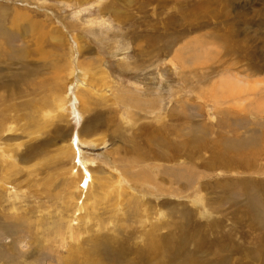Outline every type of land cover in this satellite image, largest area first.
<instances>
[{"label": "rangeland", "instance_id": "rangeland-1", "mask_svg": "<svg viewBox=\"0 0 264 264\" xmlns=\"http://www.w3.org/2000/svg\"><path fill=\"white\" fill-rule=\"evenodd\" d=\"M0 147V264H264V0H0Z\"/></svg>", "mask_w": 264, "mask_h": 264}, {"label": "bare ground", "instance_id": "bare-ground-1", "mask_svg": "<svg viewBox=\"0 0 264 264\" xmlns=\"http://www.w3.org/2000/svg\"><path fill=\"white\" fill-rule=\"evenodd\" d=\"M72 74H73V71H72V69L70 70V76L72 77ZM55 98L56 99H58V105L56 106V111L57 112H62V110L64 109V106H65V103H64V99L63 98H60V96H55ZM57 102V101H56ZM37 106L36 107H34L33 109V111H34V114H35V111L37 110ZM42 110H44V109H42ZM37 112H38V114H39V110H37ZM37 114V113H36ZM40 114H41V116L43 117V118H47V117H49L48 115L50 114V111L49 110H46L45 112L44 111H42V112H40ZM60 116V115H59ZM37 117H39V115H37ZM35 118V117H34ZM30 119V118H29ZM5 124V123H4ZM4 124H2L1 126L3 127L4 126ZM11 127V126H10ZM6 129V128H5ZM2 132V131H1ZM5 143V142H4ZM251 149V148H250ZM253 150V149H252ZM259 150V149H258ZM66 153V152H65ZM254 153L256 154V150H253V151H250V154H251V156H253L254 155ZM2 154H4V150H3V148L2 147H0V159H2L3 158V156H2ZM64 154V153H63ZM241 155V154H240ZM239 155V156H240ZM260 155V154H259ZM251 159H252V157H251ZM26 161H28L27 159H26ZM222 165V164H221ZM230 165V164H229ZM16 168V166H14V164H10L9 165V168L8 169H6V168H4V169H2V175H0V192H8V195H7V201L9 202V205H10V208L9 209H6L4 212H6L7 211V215H4V221H6V222H8V221H12V222H15V223H17L19 220H21L22 219V214L20 213L19 214V212H17L16 213V211L18 210L17 209V207H15L16 206V204H17V202H19V201H21L22 200V194H21V192H19L18 190H17V187L15 186V183L16 182H19L18 180H16V177H17V174H19V170H17V169H15ZM13 173V174H12ZM69 176L70 177H72V181H74L75 180V178L77 177V174H76V172L75 173H73V174H69ZM21 177V176H20ZM83 178V177H82ZM84 179H85V185L87 184L88 186H89V188L91 187V185H92V183H93V179H92V177H91V175L87 172V173H85L84 174ZM24 181V180H23ZM21 182V181H20ZM19 182V183H20ZM81 182V181H80ZM75 181H74V185H75ZM127 183H129V182H127ZM12 185L13 187H10V188H12L11 190H13V191H10V189H8V188H6V186L7 185ZM17 184V183H16ZM21 185V184H20ZM131 186V185H130ZM75 188H77L76 186H75ZM78 189V188H77ZM121 190L122 188H121V182L120 181H118L117 182V190ZM119 192V191H118ZM6 195V194H5ZM5 197V196H4ZM48 198V197H47ZM49 199H50V197H49ZM6 201V202H7ZM3 203V202H2ZM4 208H5V206H4ZM7 208V207H6ZM83 208V207H82ZM79 209H81L80 207H79ZM25 213H23V214H26L27 213V211H24ZM77 212V211H76ZM2 217V216H1ZM71 223V222H70ZM29 225H28V227L26 228V232L27 233H29V236L31 237V233H30V229H29ZM32 228V227H31ZM74 239V238H73ZM11 248H12V246H11ZM3 249V248H2ZM5 249V248H4ZM93 249V248H92ZM95 249V248H94ZM6 250V249H5ZM7 251V250H6ZM91 251V250H90ZM94 250H92V252H93ZM8 254V253H7ZM10 255V254H9ZM95 258V257H94ZM11 259V258H10ZM68 260H70V258L68 259ZM93 260V259H92ZM14 261V260H13ZM99 260H96L95 262L96 263H98V264H100V261L98 262ZM11 262V261H10ZM91 262V261H90ZM90 262H88V263H90ZM8 263H9V261H8ZM92 263H94V261L92 262ZM58 264V263H57Z\"/></svg>", "mask_w": 264, "mask_h": 264}]
</instances>
